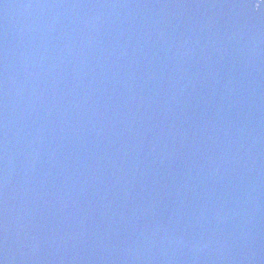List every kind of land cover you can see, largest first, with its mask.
Segmentation results:
<instances>
[{
	"label": "water",
	"instance_id": "95a60500",
	"mask_svg": "<svg viewBox=\"0 0 264 264\" xmlns=\"http://www.w3.org/2000/svg\"><path fill=\"white\" fill-rule=\"evenodd\" d=\"M0 0V264H264V5Z\"/></svg>",
	"mask_w": 264,
	"mask_h": 264
},
{
	"label": "snow or ice",
	"instance_id": "6c2138e0",
	"mask_svg": "<svg viewBox=\"0 0 264 264\" xmlns=\"http://www.w3.org/2000/svg\"><path fill=\"white\" fill-rule=\"evenodd\" d=\"M261 5H264V0H258V2L255 3L254 7L260 10Z\"/></svg>",
	"mask_w": 264,
	"mask_h": 264
}]
</instances>
